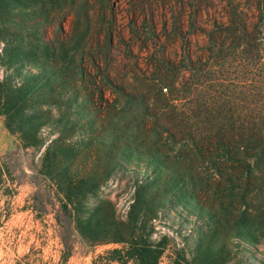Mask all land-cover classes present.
I'll use <instances>...</instances> for the list:
<instances>
[{"label":"trees","instance_id":"16d2710c","mask_svg":"<svg viewBox=\"0 0 264 264\" xmlns=\"http://www.w3.org/2000/svg\"><path fill=\"white\" fill-rule=\"evenodd\" d=\"M76 3L0 0L2 54L11 59L16 49L34 45L37 10L64 14ZM225 15L213 18L209 28L198 26L206 42L195 43L196 49L188 29L178 28L179 58L162 56L153 62L159 76L144 99L141 139L131 141L146 156L142 166L132 167L130 199L121 217L115 201L98 195L103 183L119 178L112 165L120 145L98 154L88 149L90 138L74 140L61 130L42 143L41 122L35 120L41 114L34 108L57 102L34 96L33 72L12 78L7 65L0 78V117L17 135L18 148L43 145L38 171L56 193L54 218L65 255L77 231L91 245L118 243L98 252L94 264H159L174 242L168 233L153 236V221L167 204L175 207L176 195L185 191L206 209L210 224L200 230L190 259L184 246L174 245L166 264H215L212 242L225 226L236 232L255 228L264 236V0H229ZM104 76L119 92L103 99L124 117V86ZM81 141L88 146L81 148ZM12 159L0 158V196L11 197L20 181ZM4 209L0 216L10 212L9 206Z\"/></svg>","mask_w":264,"mask_h":264},{"label":"rangeland","instance_id":"374dc122","mask_svg":"<svg viewBox=\"0 0 264 264\" xmlns=\"http://www.w3.org/2000/svg\"><path fill=\"white\" fill-rule=\"evenodd\" d=\"M228 1L77 0L64 14L49 15V11L37 10L31 33L34 45L16 49L11 59L2 54L4 43L0 41V78L8 64L12 78H24L29 76L26 72H33L34 96L57 102L34 108V113L41 114L35 120L41 122L38 136L42 143L61 130L74 140L84 142L90 138L88 149L94 148L98 154L114 143L120 145L116 150L118 162L112 165L119 178L111 177L98 192L115 201L120 217L130 199L132 167L142 166L146 156L131 141L141 139L138 128L146 108L144 99L152 80L159 76L153 62L162 56L179 58L181 39L175 34L178 28L188 29L192 48L196 49L195 43L203 45L206 35L198 26L209 28L213 18L225 19ZM104 75L124 86V117L103 99L116 98L119 92L105 81ZM99 88H103L101 94ZM58 112L61 116L56 117ZM83 142L79 146L86 148ZM19 145L17 135L0 117V158H13L20 180L11 197L0 196V210L8 206L10 209L8 215L0 216V264H94L98 252L118 245H91L73 231L72 248L65 255L54 218L56 193L38 171L43 145L18 148ZM176 200L175 207L167 204L163 212L158 210L153 221V236L168 233L174 242L159 264L169 261L174 245L184 246L190 259L188 252L196 246L200 230L210 224L206 209L187 191L176 195ZM216 237V243L212 242L216 247L215 264H264V236L259 230L240 227L236 232L225 226Z\"/></svg>","mask_w":264,"mask_h":264}]
</instances>
